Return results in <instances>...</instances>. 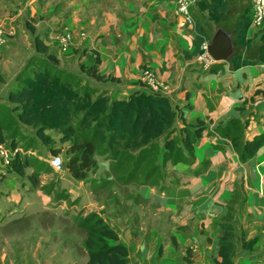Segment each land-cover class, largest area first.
I'll return each mask as SVG.
<instances>
[{"label": "crops", "instance_id": "1", "mask_svg": "<svg viewBox=\"0 0 264 264\" xmlns=\"http://www.w3.org/2000/svg\"><path fill=\"white\" fill-rule=\"evenodd\" d=\"M226 1L228 16L221 22L226 29L244 14L252 16L254 0ZM206 2L192 6L189 21L174 0H0V29L13 33L5 52L35 49L39 35L63 65L90 66L99 55V73L109 80L98 84L112 98L140 91L141 74L149 66L162 84L159 93L181 106L186 122L196 124L199 118L208 127L195 163L176 166L178 177L166 187L130 184L110 189L107 196L102 190L97 198L89 185L72 177L78 187L70 197H82L78 189L83 190L89 200L85 215L98 212L117 230L130 264H217L230 205L235 263L264 264V147L242 162L231 141L213 132L234 117L248 121V140L264 131V62L224 61L213 72L214 62L206 70L196 53L197 23L209 13ZM260 29L250 25L247 39L255 40ZM64 33L72 35L66 50L58 40ZM100 157L98 169L106 172L110 161ZM203 162L208 165L202 170ZM49 178L41 170L33 187ZM79 246L60 252L54 246V255L61 254L57 264H84L88 253Z\"/></svg>", "mask_w": 264, "mask_h": 264}, {"label": "trees", "instance_id": "2", "mask_svg": "<svg viewBox=\"0 0 264 264\" xmlns=\"http://www.w3.org/2000/svg\"><path fill=\"white\" fill-rule=\"evenodd\" d=\"M204 4L209 6V19L217 27L221 26L228 16L227 1L210 0V3ZM251 21L252 16L244 14L230 29L235 35L236 51L229 61L236 66L264 62V29H260L255 40L247 39ZM207 25L198 24L196 53L204 52L203 44L209 43L215 32ZM34 46L38 54L45 55L38 57L45 72H21L19 79L24 82L17 90L10 91L9 100L15 104L14 110L22 123L29 126L41 124L37 133L44 140L52 142L51 136L45 133L48 123L61 132V141L70 145L66 168L74 179L86 180L97 170V155L106 156L112 175L125 185L158 186L167 177L169 166L195 163V149L208 129L204 120L198 118L196 124L187 123L181 106L163 93H147L141 89L128 97L112 98L106 89L92 84L81 85V78L56 66L58 58L39 35L34 38ZM99 64L100 57L97 55L93 65L81 63L80 68L97 83L106 82L109 78L99 73ZM222 64L214 63L210 71L217 72ZM48 89L53 95L45 97ZM4 118H8V122L3 125L0 117V143L6 142L3 131L14 120L8 115ZM247 127V120L234 117L219 122L213 131L231 141L242 162L254 157L264 147V131L248 140ZM17 146V141L13 139L11 147ZM51 151L58 155L62 149L52 147ZM207 165L208 162H203L201 169ZM31 166L32 161L21 153L11 163V168L22 174ZM33 174L37 178L40 171ZM229 210L228 221L221 225L223 235L217 264H236L237 242L234 240V226L230 222L234 217L231 205ZM78 225L85 233L84 247L88 260L84 264H130L128 248L119 242V233L100 213L86 214ZM112 240L117 242L111 243Z\"/></svg>", "mask_w": 264, "mask_h": 264}, {"label": "rangeland", "instance_id": "3", "mask_svg": "<svg viewBox=\"0 0 264 264\" xmlns=\"http://www.w3.org/2000/svg\"><path fill=\"white\" fill-rule=\"evenodd\" d=\"M209 15L204 14L197 24L200 23V26L209 24L207 26L213 31L216 24L209 19ZM230 28H234L233 24ZM6 48L5 45L0 53V117L3 125H7L8 118H4L7 115L12 116L14 120L8 124L3 133L10 146L13 139L17 141L20 153L27 156L33 166L22 174L0 164V264H57L61 254L54 255V246L60 252L65 249L64 246L75 243L81 247V243L84 244L85 233L78 224L85 216L83 205L89 200L81 189L78 191L82 197L75 200L70 197L72 191L77 190L78 182L82 181L89 185L97 198L100 191L105 190L103 195L107 196V193L112 194L110 189L124 188L125 184L118 180L117 176L112 175L110 167L106 172L97 167V170L89 174L86 180L76 179L77 182L66 168V160L69 157L67 149L70 145L61 141V132L48 123L45 133L51 136L52 142H50L37 133L41 124L29 126L19 120L18 112L14 110L15 104L9 100V93L17 90L24 82L19 79L21 72L34 74L45 72V67L38 62V57H45V55L38 54L36 49L27 48L7 53ZM56 66L81 78V85L92 84L102 89L100 84L81 71L79 65L74 66L67 61L65 65L58 62ZM206 70L209 69L206 68ZM142 90L152 93L145 87ZM52 95L48 89L45 97ZM76 119L79 121V117ZM52 147L62 149V152L58 154L65 163L62 172L54 171L47 163L49 156L53 155ZM100 156L106 158L104 155H97L96 158L101 159ZM174 168L168 167L167 177L158 186L166 187L177 179L178 173ZM41 170L51 174V178L43 186L40 185L39 179V185L33 187V182L37 178L32 172L37 173ZM61 235H64L63 238L59 237Z\"/></svg>", "mask_w": 264, "mask_h": 264}, {"label": "built area", "instance_id": "4", "mask_svg": "<svg viewBox=\"0 0 264 264\" xmlns=\"http://www.w3.org/2000/svg\"><path fill=\"white\" fill-rule=\"evenodd\" d=\"M178 7V12L184 15L189 21H192L191 17V6L195 5L200 0H174ZM252 27L260 29L264 25V0H254L252 7ZM13 35L12 32L0 29V53L2 48L10 43V37ZM58 40L61 43L63 50H66L72 40V35L70 33H64L58 36ZM208 43L203 44L204 52L198 55V59L203 63L204 67L209 68V66L216 62L208 53L207 50ZM140 83L143 87L149 89L153 93H159L162 89V84L158 79L155 70L149 66L143 69L140 77ZM20 148H12L9 143H0V164L5 167H10L12 161L16 158L17 154L20 153ZM49 165L56 172H62L64 169V161L59 155H51L48 158Z\"/></svg>", "mask_w": 264, "mask_h": 264}, {"label": "water", "instance_id": "5", "mask_svg": "<svg viewBox=\"0 0 264 264\" xmlns=\"http://www.w3.org/2000/svg\"><path fill=\"white\" fill-rule=\"evenodd\" d=\"M207 50L216 62L229 61L236 51L233 33L223 26H218L207 45Z\"/></svg>", "mask_w": 264, "mask_h": 264}, {"label": "clouds", "instance_id": "6", "mask_svg": "<svg viewBox=\"0 0 264 264\" xmlns=\"http://www.w3.org/2000/svg\"><path fill=\"white\" fill-rule=\"evenodd\" d=\"M11 167V166H10Z\"/></svg>", "mask_w": 264, "mask_h": 264}]
</instances>
